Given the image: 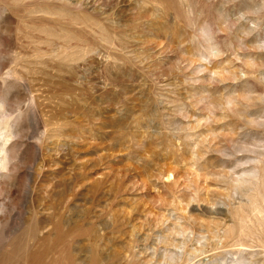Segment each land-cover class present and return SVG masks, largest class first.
<instances>
[{"label": "rangeland", "instance_id": "1", "mask_svg": "<svg viewBox=\"0 0 264 264\" xmlns=\"http://www.w3.org/2000/svg\"><path fill=\"white\" fill-rule=\"evenodd\" d=\"M0 264H264V0H0Z\"/></svg>", "mask_w": 264, "mask_h": 264}, {"label": "bare ground", "instance_id": "2", "mask_svg": "<svg viewBox=\"0 0 264 264\" xmlns=\"http://www.w3.org/2000/svg\"><path fill=\"white\" fill-rule=\"evenodd\" d=\"M1 178V177H0Z\"/></svg>", "mask_w": 264, "mask_h": 264}]
</instances>
